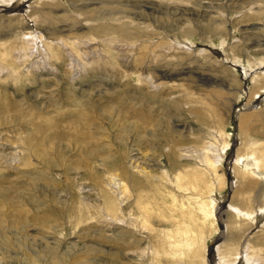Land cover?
Here are the masks:
<instances>
[{"label": "rangeland", "instance_id": "1", "mask_svg": "<svg viewBox=\"0 0 264 264\" xmlns=\"http://www.w3.org/2000/svg\"><path fill=\"white\" fill-rule=\"evenodd\" d=\"M103 160L136 226L72 217ZM0 227V264H264V0H0Z\"/></svg>", "mask_w": 264, "mask_h": 264}, {"label": "bare ground", "instance_id": "2", "mask_svg": "<svg viewBox=\"0 0 264 264\" xmlns=\"http://www.w3.org/2000/svg\"><path fill=\"white\" fill-rule=\"evenodd\" d=\"M117 18V17H116ZM103 26H100L98 28L102 29ZM138 28V27H137ZM205 30V29H204ZM123 31V30H122ZM139 35V34H138ZM143 57V56H142ZM140 64V63H139ZM262 89V88H261ZM154 97H158V96H154ZM177 101V103L179 104V100H175ZM174 101V102H175ZM154 102V101H153ZM86 110V109H85ZM89 113V112H88ZM88 116L85 115L84 117H81L82 120H84V123L82 124L83 126H86L87 124H89V120L87 118ZM92 121V120H91ZM89 127V125H88ZM181 151H189L186 148H180ZM125 154V153H124ZM123 154V155H124ZM21 157V156H20ZM146 157V156H145ZM118 160V159H117ZM146 160V166H143L142 164L138 163L135 165L136 167V171L139 172L141 175H144L146 178L148 179H155L156 174L154 173V167L149 163V161H151L148 158H145ZM83 161V160H82ZM153 161V160H152ZM116 165L110 167L108 166L107 162L103 160V162H100V165H102L103 170L105 171L106 175L101 174V180H97L98 181V186L101 188L102 184L106 187H108V189L110 190L111 194H114L115 196V200L113 199H108L106 200L105 198H101L102 196H100V198L94 196V194L92 193L91 189L86 188L85 186L82 187L80 190L86 188L83 192H84V199L87 201L86 205L85 204H79L78 206V211L76 213V215H74V212L72 214L73 218H79L80 221L79 222H83L85 221L86 215L90 212L91 214L93 212H96L98 215V218L100 221L105 218L104 221L108 222L111 221L113 222L112 224L116 223V224H123L125 222V225H127L128 223L132 226H136L137 225V221L135 218H133V216L131 215H125L124 211H125V205L124 202L127 200L125 199V195L127 194L128 191L132 190H139L138 188V177L132 178L131 181L128 178V174L127 171L129 170H125L124 169V165L122 164L123 161H117L115 162ZM133 163V162H132ZM98 164V163H97ZM88 165V164H87ZM156 165V163L154 164ZM83 166V165H82ZM85 166V165H84ZM99 165H97L98 167ZM99 168V167H98ZM113 170V171H111ZM126 171V173H125ZM135 174V173H134ZM95 177V176H94ZM98 177V176H97ZM158 177V176H157ZM92 178V177H91ZM96 178V177H95ZM141 178V176H140ZM96 180V179H95ZM93 181V180H92ZM107 182V183H106ZM131 182V183H130ZM148 183V182H147ZM99 187H97L99 189ZM148 186L144 185L143 188L140 190L141 192H146V188ZM148 189V188H147ZM100 191V189H99ZM99 193V192H98ZM97 193V194H98ZM76 193H73V195H75ZM96 194V195H97ZM101 195V194H100ZM110 196V195H109ZM74 200V199H73ZM83 200V202L85 201ZM102 200V201H101ZM82 201V200H81ZM79 201V202H81ZM90 202H92L93 204H91ZM104 202V204H103ZM116 202V203H114ZM74 204H76V202H74ZM75 209V207H74ZM92 209V210H90ZM43 215V214H42ZM70 215V214H69ZM68 215V217H70ZM65 216V215H64ZM67 216V215H66ZM95 216V215H94ZM67 217V218H68ZM90 217V216H89ZM43 219V221H45V216H41L39 215V219ZM76 218V219H77ZM88 220V217L86 218ZM93 219V218H92ZM113 219V220H112ZM90 220V219H89ZM145 220V219H144ZM24 221V220H23ZM47 221V220H46ZM101 221V222H102ZM49 222V221H48ZM77 222V221H76ZM88 222V221H87ZM94 222V221H93ZM93 222H89V223H93ZM98 222V221H97ZM7 223V222H6ZM110 223V222H109ZM21 224V223H20ZM42 224V222H41ZM64 224V223H63ZM99 224V223H98ZM89 225V224H88ZM115 225V224H114ZM21 226V225H20ZM46 226V225H45ZM103 226V225H102ZM112 226V225H111ZM18 227V226H17ZM114 227V226H113ZM1 228V227H0ZM23 228V227H22ZM99 228V227H97ZM101 228V226H100ZM144 228V227H143ZM96 229V228H95ZM6 230V229H5ZM4 230V231H5ZM56 230V229H55ZM58 230V229H57ZM83 230H86L83 228ZM93 230V229H92ZM61 231V230H60ZM81 235V234H80ZM101 235V234H100ZM84 236V235H83ZM92 236V235H91ZM99 236V235H98ZM44 237V236H43ZM89 237V236H88ZM4 238V237H3ZM103 238V237H102ZM94 239V238H93ZM96 239V238H95ZM10 240V239H9ZM60 240V239H59ZM91 240V239H90ZM4 241V240H3ZM93 242V241H92ZM9 244V242H8ZM1 245V244H0ZM7 245V244H6ZM58 245V244H57ZM2 247V246H1ZM89 247V246H88ZM3 248V247H2ZM58 248V247H57ZM56 249V248H55ZM53 250V249H52ZM49 251V250H48ZM37 252V251H35ZM77 252V251H76ZM80 253V252H79ZM85 253V252H84ZM53 254V253H51ZM82 254V253H81ZM86 254V253H85ZM33 255V254H32ZM47 255V254H46ZM55 255V254H54ZM84 256V254H82ZM81 255V256H82ZM51 257V256H50ZM85 257V256H84ZM1 259V258H0ZM101 259V258H99ZM35 260V259H34ZM89 260V259H88ZM102 260V259H101ZM4 261V260H3ZM95 261V260H94ZM107 261V260H106ZM41 262V261H39ZM79 264V263H78ZM95 264V263H92ZM97 264V262H96ZM100 264V262H99Z\"/></svg>", "mask_w": 264, "mask_h": 264}]
</instances>
